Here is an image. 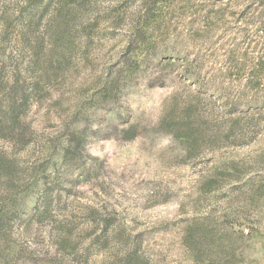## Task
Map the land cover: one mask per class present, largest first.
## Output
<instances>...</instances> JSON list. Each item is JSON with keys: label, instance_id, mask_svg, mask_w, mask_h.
<instances>
[{"label": "rangeland", "instance_id": "rangeland-1", "mask_svg": "<svg viewBox=\"0 0 264 264\" xmlns=\"http://www.w3.org/2000/svg\"><path fill=\"white\" fill-rule=\"evenodd\" d=\"M78 1L0 130V264H264V0Z\"/></svg>", "mask_w": 264, "mask_h": 264}, {"label": "trees", "instance_id": "trees-1", "mask_svg": "<svg viewBox=\"0 0 264 264\" xmlns=\"http://www.w3.org/2000/svg\"><path fill=\"white\" fill-rule=\"evenodd\" d=\"M75 1L65 0L67 11L73 9L70 5ZM161 1L150 0V10ZM54 3L55 0H0V130L9 133V138L26 133L23 117L41 97L40 77L46 75L43 66L47 63L42 59L44 45L60 46L57 44L72 20L70 14L61 12L65 6L54 7ZM4 161L0 158V165ZM4 223L0 214V229Z\"/></svg>", "mask_w": 264, "mask_h": 264}]
</instances>
